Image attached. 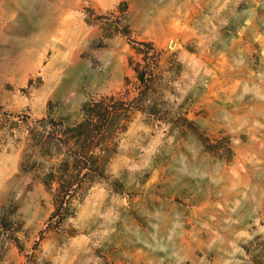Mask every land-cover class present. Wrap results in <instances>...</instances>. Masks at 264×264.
<instances>
[{
    "label": "rangeland",
    "instance_id": "obj_1",
    "mask_svg": "<svg viewBox=\"0 0 264 264\" xmlns=\"http://www.w3.org/2000/svg\"><path fill=\"white\" fill-rule=\"evenodd\" d=\"M127 27L190 130L132 114L51 219L35 120L133 78ZM0 217V264H264V0H0Z\"/></svg>",
    "mask_w": 264,
    "mask_h": 264
},
{
    "label": "trees",
    "instance_id": "obj_2",
    "mask_svg": "<svg viewBox=\"0 0 264 264\" xmlns=\"http://www.w3.org/2000/svg\"><path fill=\"white\" fill-rule=\"evenodd\" d=\"M121 33L132 40L134 54L129 57V67L133 71V78L126 77L122 89L116 93L86 100L78 120L50 116L35 120L43 130L32 137V151L24 168L26 173L36 174L52 195L56 208L51 219L64 218L77 189L90 176L98 174L101 155L112 154L114 139L118 133L126 130L132 114L140 113L173 128L183 126L190 130V125L181 123V120L188 122V117L179 119L175 115L170 116L171 113L164 108L165 101L156 90L162 51L150 41L131 39L128 27ZM192 129L200 134L195 128ZM200 140L207 150L213 152L206 139L200 136ZM39 160L47 166L40 164ZM0 222L2 227H6L2 217Z\"/></svg>",
    "mask_w": 264,
    "mask_h": 264
}]
</instances>
